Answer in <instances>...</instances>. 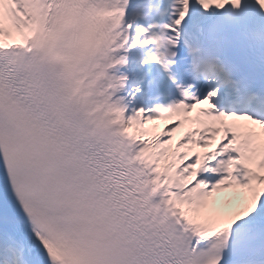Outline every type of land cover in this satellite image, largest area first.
Returning <instances> with one entry per match:
<instances>
[{"label": "snow or ice", "instance_id": "6c2138e0", "mask_svg": "<svg viewBox=\"0 0 264 264\" xmlns=\"http://www.w3.org/2000/svg\"><path fill=\"white\" fill-rule=\"evenodd\" d=\"M0 264H264V0H0Z\"/></svg>", "mask_w": 264, "mask_h": 264}]
</instances>
